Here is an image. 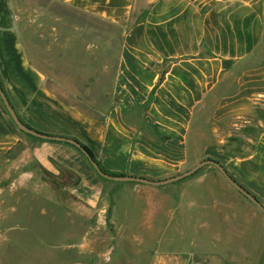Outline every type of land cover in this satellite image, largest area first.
<instances>
[{
	"label": "crops",
	"instance_id": "1",
	"mask_svg": "<svg viewBox=\"0 0 264 264\" xmlns=\"http://www.w3.org/2000/svg\"><path fill=\"white\" fill-rule=\"evenodd\" d=\"M51 1L124 30L110 105L106 112L92 114L65 99L49 72H66L63 60L75 66L80 57L76 48L67 47L58 32L43 50L48 67L40 68L21 35L14 1L0 0V82L24 124L79 140L111 172L162 180L193 164L194 125L204 115L209 124L212 115L219 134L214 151L264 205V0ZM87 44L97 47L95 41L84 42V48ZM62 54L73 56L66 61ZM229 119L234 121L232 133L226 130ZM232 135L251 141L247 152H230ZM7 167L31 179L27 186L55 190L44 199L72 211L69 216L84 239L71 264H110L108 257L99 260L97 238L104 232L108 241L125 239L127 264H264V211L234 186L242 197L215 203L209 218H193L197 200L180 215L170 207L167 219L186 224L193 235L181 228L182 242L175 249L141 241L136 253L146 259L136 260L131 247L136 237L125 225L134 215L125 218L129 201L116 197L127 187L124 181L101 175L76 145L22 130L0 95V172ZM137 183L133 188L145 193L158 186ZM150 202L152 207L155 202ZM158 214L153 207L135 216L143 221V232L153 228ZM212 221L219 223L217 232H211ZM213 236L224 238L221 256H203L210 252L204 240ZM110 245L106 242L104 248L109 251Z\"/></svg>",
	"mask_w": 264,
	"mask_h": 264
},
{
	"label": "rangeland",
	"instance_id": "2",
	"mask_svg": "<svg viewBox=\"0 0 264 264\" xmlns=\"http://www.w3.org/2000/svg\"><path fill=\"white\" fill-rule=\"evenodd\" d=\"M13 1L21 21V35L36 65L40 68L48 67L43 50L52 37L58 36V32L61 33L60 37L67 39V47L76 48L79 53V60L75 58L78 60L75 66L70 61V65L62 61L66 72H49V79L59 93L89 113L106 112L110 105L124 30L107 23L101 17L76 10L64 3L51 0ZM56 22L61 23L60 29L49 27ZM79 39L83 40V47L79 44ZM94 41L97 42V47L92 46L90 49L87 44L84 48V42ZM96 49L98 52L93 53ZM63 56L67 61L71 60L73 54L69 58L65 54H62V58ZM55 65L57 66V62ZM212 112L211 109L210 114ZM205 116H200L194 125L193 164L185 171L206 159L222 161L214 151L219 143L217 125L214 124L212 115L209 124H206ZM233 123L232 119L227 120L226 130L231 133ZM249 125L248 130L251 128ZM252 128H255L252 132L256 134L258 128L254 125ZM229 144L231 153H242L247 152L251 141L242 139L239 135H232ZM183 172L170 174L166 178ZM29 181L32 180H27L24 174L11 172L9 167L0 172V264H71L72 257L75 258V248L79 247L84 239L82 233L75 228L73 217L69 216L72 211L56 202L45 200L54 194L55 190L48 188L41 192L34 189L32 184L27 186ZM122 184L128 188L121 187L116 197H125L129 201V205H125V218L127 215H134L131 220H125V225L130 227L131 233L136 237V243L131 244L136 260L144 257L136 253L141 247V241L159 249H175L180 247L182 242L181 228L185 229L187 235H193V231L186 228V224L180 227L179 222L167 219L166 213L170 207H177V213L180 215L185 205L197 200L200 206L193 212V218H209L215 203L234 196L242 197L213 164L201 167L184 179L158 185L155 191L149 193L133 188L135 184L140 183L124 181ZM150 201L155 202L152 207ZM150 207L159 209L158 219L151 230L146 227L143 232V221H138L135 216L145 213ZM119 212L124 213L123 210ZM212 225L215 229H211V232H217L219 223L212 221ZM97 239L101 242L100 261L105 262L108 257L110 264H127L125 239L116 237L108 241L105 232ZM223 241L224 238L215 236L210 237L209 241L204 240L210 252L202 255L207 256L209 253L215 257L221 256L218 249ZM106 242H111L112 248L109 251L104 248ZM145 259L144 257L143 260Z\"/></svg>",
	"mask_w": 264,
	"mask_h": 264
},
{
	"label": "water",
	"instance_id": "3",
	"mask_svg": "<svg viewBox=\"0 0 264 264\" xmlns=\"http://www.w3.org/2000/svg\"><path fill=\"white\" fill-rule=\"evenodd\" d=\"M0 95L3 98V101L5 103V105L7 106V108L9 109L13 119L15 120L16 124L24 131L33 134L35 136L41 137V138H47V139H56V140H61V141H66L69 142L71 144L76 145L77 147H79L90 159L91 163L93 164V166L97 169V171L103 175L104 177L110 178V179H114V180H118V181H137V182H144V183H151V184H157V185H162L168 182H174L177 180H181L184 179L194 173H196L201 167L207 165V164H213L215 165L221 172L222 174L225 176V178L232 184V186H234L237 190H239L241 193H243L247 198H249L253 203H255L260 209H262L264 211V205L261 203V201L254 195L252 194L249 190H247L244 186H242L237 180H235L233 178V176L228 172V170L225 168V166L219 162L216 161L215 159H206L203 160L199 163H197L196 165H194L191 169L176 175V176H171L169 178L166 179H162V180H153L150 178H146V177H141V176H132V175H125V176H113L110 175L106 172L103 171V169L101 168L100 164L90 155V153L87 151L86 148H84L82 146V144L74 139V138H70V137H65V136H55V135H51V134H46L43 132H39L29 126H27L26 124H24L20 117L18 116L17 112L15 111V109L13 108V106L11 105L9 99L7 98V95L5 94V91L2 87V84L0 82Z\"/></svg>",
	"mask_w": 264,
	"mask_h": 264
},
{
	"label": "trees",
	"instance_id": "4",
	"mask_svg": "<svg viewBox=\"0 0 264 264\" xmlns=\"http://www.w3.org/2000/svg\"><path fill=\"white\" fill-rule=\"evenodd\" d=\"M27 125V124H26ZM27 126H29V125H27ZM30 127V126H29ZM77 140V139H76ZM79 141V140H78ZM80 142V141H79ZM81 144H82V146L84 147V148H86L87 149V151L90 153V155L98 162V160L96 159V157H95V155H94V153H93V151L86 145V144H83L82 142H80ZM210 159H213V158H210ZM216 161H218V160H216ZM220 162V161H219ZM99 163V162H98ZM100 164V163H99ZM100 166H101V168L103 169V171L104 172H106V173H108V174H110V175H113V176H117V175H121V176H125L126 174L125 173H120V174H118V173H116V172H111V171H109V170H107V169H105L101 164H100Z\"/></svg>",
	"mask_w": 264,
	"mask_h": 264
}]
</instances>
